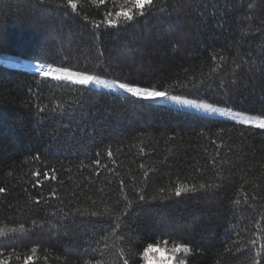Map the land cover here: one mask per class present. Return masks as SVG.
Returning a JSON list of instances; mask_svg holds the SVG:
<instances>
[{
  "label": "trees",
  "instance_id": "1",
  "mask_svg": "<svg viewBox=\"0 0 264 264\" xmlns=\"http://www.w3.org/2000/svg\"><path fill=\"white\" fill-rule=\"evenodd\" d=\"M39 3L0 0V51L46 63L61 64L67 58L71 66L91 70L99 65V73L108 78L142 83L204 79L198 91L175 92L252 114L264 111V73L259 70L264 62V0H157V8L166 6L163 15L153 11L118 29L100 30L81 17L102 19L111 6L107 0L105 5L79 0V17L54 6L40 8ZM213 54L226 60L222 71L209 76L215 67ZM29 89H39L41 100ZM73 98L66 113H39L35 107L38 102ZM217 151L218 162L228 161L220 166L222 181L210 163ZM37 155L39 160L34 159ZM96 159L119 176L103 167L97 176L92 166ZM46 168H55L62 183L49 180L33 188L32 173ZM149 169L145 179L143 172ZM132 176L137 179L132 181ZM119 179L125 180L130 198L134 187L145 188L146 197L157 195V200L148 199L134 209L125 229L131 243L117 242L120 247L190 241L193 250L200 251L189 257V264H244L246 249L229 254L225 248L247 244L251 232L245 229L264 214V130L101 88L75 86L73 91L67 82L40 81L28 69L0 63V187L7 189L0 193V228L8 233L0 237V247L21 255V261L13 257L10 264H23L32 247H37L35 264H85L89 259L93 264L95 259L120 264L111 243L109 249L96 243L109 230L101 218L48 215L61 207L73 212L79 207L86 213L103 210L102 201L118 194ZM177 183L223 186L171 196L168 189ZM241 185L250 198L236 205ZM100 187H105L103 196L96 191ZM161 187L167 200L160 199ZM53 188L63 204L56 199L48 205L30 203L41 193L47 197ZM253 193L258 199H251ZM20 224L25 231L8 232Z\"/></svg>",
  "mask_w": 264,
  "mask_h": 264
},
{
  "label": "snow or ice",
  "instance_id": "2",
  "mask_svg": "<svg viewBox=\"0 0 264 264\" xmlns=\"http://www.w3.org/2000/svg\"><path fill=\"white\" fill-rule=\"evenodd\" d=\"M99 5H105L106 0H94ZM163 4V0H159ZM107 3H110L109 10L103 13V18L100 20H90L88 16L81 17L82 21L86 25H90L92 29L100 30L103 29H118L121 26L129 25L134 21H137L140 18L145 17L148 13L153 11H158L161 15L166 12L165 7L157 8V0H107ZM54 6V10H62L65 15L75 14L80 16L79 11V0H40L39 7L44 8L45 6ZM254 7L253 3L248 4V8L252 9ZM256 31H260L259 28ZM247 35L248 33H243ZM102 57V51L99 53ZM211 60L215 67L212 68V72L209 73L211 76L213 73H217L223 70V64L226 60L225 56L222 54H213ZM235 63V61H233ZM240 64H236V69L238 70ZM34 77L40 78V81H57V82H67L73 86V91H75V86H82L84 89H89L92 86L97 88H103L110 90L112 94H119L120 92L135 98L137 101H157L165 100L171 103L182 105L187 108L195 109L200 112L209 113V114H218L221 117L227 118L230 121L235 122L239 125L250 126L258 129H264V111H261L259 114H249L246 111H237L232 107L220 106L217 103L209 102L207 98H202L200 96L193 97L188 94H176L175 90L177 88H187L189 92L192 89L199 90L205 83L204 79L195 81L194 78H189L185 82L177 81L174 84H165V83H142L139 81L131 80L129 78H108L99 73V65L96 70H91L87 67H73L67 61V58L64 59V62L61 64H56L54 62L48 63H38L31 66ZM252 71V67L248 69ZM259 70L264 73V62L260 66ZM235 75V71L233 72ZM224 87L223 82L220 85ZM31 95L35 97L38 101L41 98L37 95L40 91H32L29 89ZM75 103V98L72 102L56 100L49 101L48 104H43L38 102L35 107L39 113H45L47 111H60L68 112ZM226 104V102H225ZM70 124H65L63 127L68 128ZM87 131V129H85ZM219 133H223V129L218 130ZM222 146V145H219ZM218 146V147H219ZM141 153L144 151L143 148L140 149ZM99 156V153H97ZM107 156L111 158L113 152L109 147L107 151ZM220 156L219 151L216 152V155L211 158L210 163L214 169H216L217 180H224L222 172L220 171V166L227 164V160H219L217 158ZM34 159L39 160V155L35 156ZM112 163L115 164L116 161L113 159ZM92 166L97 169L96 175L99 176L101 173L99 169L103 167L106 171L114 173V175L119 176V173H116L113 168L108 167V165H102L99 159L92 161ZM83 167V165H81ZM143 164L140 165V168H144ZM152 169L146 170L143 172V177L147 179L149 173ZM32 176L35 178V183L32 185L33 188L42 187L44 183L49 180L52 182L62 183L58 181L56 175V169L50 168L45 169L43 173L39 170L32 173ZM42 176V179L40 178ZM132 181H135L136 176L131 177ZM248 183V181H245ZM223 185L222 183H200L199 186L196 184H187V183H177L174 187L168 189V192L171 196L180 197L184 194H195L197 192H207L211 191L213 188L219 189ZM6 188L0 187V193H5ZM102 196L105 194V187H100L96 189ZM160 199L167 200L169 197L163 195L165 193V188H159ZM75 197L76 193H72ZM237 199L233 201L234 204L239 205L241 202L247 204L249 200V193L244 190V185L240 186L239 192H237ZM50 199H56L64 203L60 197L58 190L53 188L48 196L45 197L42 193L37 197H34L30 200V203L35 205H48ZM89 199H91L89 197ZM148 199L152 201L157 200V195H152L150 198L145 195V188L143 187H134L130 194L126 188V182L124 179H119V190L115 199L109 198L107 201H102L103 210H94L85 212L81 208L77 207L75 211H65L63 207L59 208L57 211H53L48 215L52 217H59L63 219L65 217L79 215L83 217L88 215L89 217L101 218L104 222L108 224V229L104 235L96 241L97 244L102 243L104 249H109L110 243L111 247L116 249V259L120 264H189V257L193 256L195 253L199 252L200 249L193 250L190 241H169L163 240L158 242H148L145 244L133 245L125 250L124 247H120L117 242H128L131 243V236L125 232V229L128 228V221L131 219L134 209L143 205ZM252 200L258 199L257 195L253 193L251 195ZM71 203V202H69ZM97 201L93 200L92 204L96 205ZM33 227L36 226V221L32 222ZM23 232L25 231V226L23 224L19 225V228L9 229L8 232ZM245 231L251 232V238L248 240L247 244H241L239 248H225V252L231 254L234 250L240 252L241 249H246L248 252V257L244 264H264V214L259 218L255 219L253 225L250 229H245ZM8 233L5 229L0 228V237L6 236ZM239 235V234H237ZM236 242L233 241V244ZM95 252V249H93ZM37 247L31 248V254H26L23 256V264H35L37 257ZM103 255V253L101 254ZM15 257L17 262L21 261V255L16 253L15 250L5 251L4 247H0V264H10V262ZM47 261V257H44ZM85 264H93V260L89 259ZM94 264H104L102 259H95ZM219 264V262H217Z\"/></svg>",
  "mask_w": 264,
  "mask_h": 264
},
{
  "label": "rangeland",
  "instance_id": "3",
  "mask_svg": "<svg viewBox=\"0 0 264 264\" xmlns=\"http://www.w3.org/2000/svg\"><path fill=\"white\" fill-rule=\"evenodd\" d=\"M41 62H43V61H33V60H30V59H26V58H19L17 56H14V55H11V54H8V53L0 51V63H2L4 65H7L9 67L24 68V69H28V70L32 71L31 66L33 64H38V63H41ZM44 63H46V62H44ZM92 87H95V86H92ZM101 89H103V88H101ZM105 90H107V89H105ZM108 91H110V90H108ZM120 94H124V93L120 92ZM156 102L162 103V104H165V105H169V106L174 107V108L183 109V110H187V111H191V112H195V113H200V114H203V115H206V116H210V117H216V118L228 120L227 118L221 117L218 114H209V113L200 112L198 110L187 108V107L182 106V105H177V104L171 103L169 101L157 100ZM220 106H222V105H220ZM234 110H237V109H234ZM237 111H241V110H237ZM249 114H252V113H249ZM228 121H230V120H228ZM262 130H264V129H262Z\"/></svg>",
  "mask_w": 264,
  "mask_h": 264
}]
</instances>
